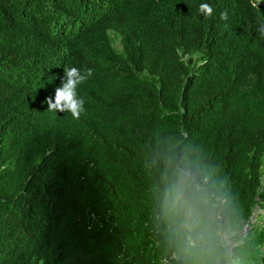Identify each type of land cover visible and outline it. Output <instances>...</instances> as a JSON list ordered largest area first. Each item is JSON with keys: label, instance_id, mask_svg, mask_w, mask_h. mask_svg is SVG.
Wrapping results in <instances>:
<instances>
[{"label": "trees", "instance_id": "1", "mask_svg": "<svg viewBox=\"0 0 264 264\" xmlns=\"http://www.w3.org/2000/svg\"><path fill=\"white\" fill-rule=\"evenodd\" d=\"M261 25L264 0H0V264H264V225L231 234L264 201ZM64 67L93 70L78 120L44 103ZM178 167L210 194V246Z\"/></svg>", "mask_w": 264, "mask_h": 264}, {"label": "clouds", "instance_id": "2", "mask_svg": "<svg viewBox=\"0 0 264 264\" xmlns=\"http://www.w3.org/2000/svg\"><path fill=\"white\" fill-rule=\"evenodd\" d=\"M257 4H253L256 7ZM199 11L208 19L212 16L213 8L208 3H202ZM221 20L228 19L227 11L220 13ZM259 33L264 38V25L259 28ZM93 70L86 69L83 73L76 67H64L63 78L59 87L55 89L54 97L49 96L44 103L47 111L56 113H69L74 120H78L85 112V100L77 95V86L91 77ZM174 208L185 218L191 221L192 227H200V234L195 240H190L193 246H210L212 232L207 221L206 213L210 211L212 201L206 188L197 181L196 176L187 170L177 168L175 184L172 190Z\"/></svg>", "mask_w": 264, "mask_h": 264}, {"label": "rangeland", "instance_id": "3", "mask_svg": "<svg viewBox=\"0 0 264 264\" xmlns=\"http://www.w3.org/2000/svg\"><path fill=\"white\" fill-rule=\"evenodd\" d=\"M107 35L109 37V41H110V44H111L112 48L117 50V51H121L122 48H121V44H120V37L117 34H115L114 32H112V31H107ZM182 58H183V60L185 62H187L189 56L188 55H183ZM195 58H196V56H195V54H193L192 57H191L192 62L194 61L195 63H198L199 60H197ZM138 74L141 75V76H145L146 75L145 72H138ZM263 169H264V165L262 164L260 166V170H261L260 187L264 186V170ZM212 205L214 206V204H212ZM215 215L218 216V213L215 212ZM248 223H249V226L246 227L245 225H243L241 230L238 233L232 232L231 234H235L236 236L237 235L239 236V235H241L244 232V230H243L244 228H245V230H248V229H250L251 227H254V226L264 225V201L259 202L258 204H256L254 206L252 215L249 218ZM218 234H219V237H220V239H219L220 244H222V245L225 244V243L227 244L228 241H227L226 235L221 233L220 231H218ZM225 249H226V251H228L227 248H225Z\"/></svg>", "mask_w": 264, "mask_h": 264}, {"label": "water", "instance_id": "4", "mask_svg": "<svg viewBox=\"0 0 264 264\" xmlns=\"http://www.w3.org/2000/svg\"><path fill=\"white\" fill-rule=\"evenodd\" d=\"M246 226V225H245ZM245 231V228L243 229Z\"/></svg>", "mask_w": 264, "mask_h": 264}]
</instances>
